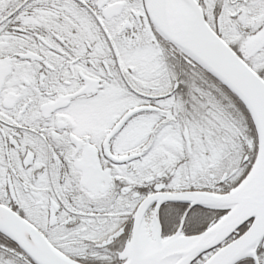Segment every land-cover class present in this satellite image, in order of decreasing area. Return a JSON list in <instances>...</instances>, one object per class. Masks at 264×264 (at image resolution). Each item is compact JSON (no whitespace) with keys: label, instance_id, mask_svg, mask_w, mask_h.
<instances>
[{"label":"snow or ice","instance_id":"snow-or-ice-1","mask_svg":"<svg viewBox=\"0 0 264 264\" xmlns=\"http://www.w3.org/2000/svg\"><path fill=\"white\" fill-rule=\"evenodd\" d=\"M0 264H264V0H0Z\"/></svg>","mask_w":264,"mask_h":264}]
</instances>
